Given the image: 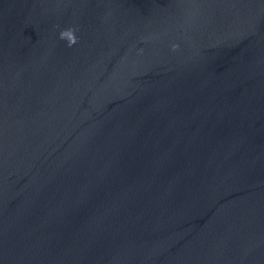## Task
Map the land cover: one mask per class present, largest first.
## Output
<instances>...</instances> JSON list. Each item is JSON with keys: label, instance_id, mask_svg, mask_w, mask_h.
<instances>
[{"label": "water", "instance_id": "1", "mask_svg": "<svg viewBox=\"0 0 264 264\" xmlns=\"http://www.w3.org/2000/svg\"><path fill=\"white\" fill-rule=\"evenodd\" d=\"M0 264H264V0H0Z\"/></svg>", "mask_w": 264, "mask_h": 264}, {"label": "clouds", "instance_id": "2", "mask_svg": "<svg viewBox=\"0 0 264 264\" xmlns=\"http://www.w3.org/2000/svg\"><path fill=\"white\" fill-rule=\"evenodd\" d=\"M68 32H70V31H64V32H62V33H61V37H62V38H65V37H66L65 34L68 33ZM71 33H72V32H71ZM73 37H74V36H73ZM71 42H72V43H75V38H73V39L71 40Z\"/></svg>", "mask_w": 264, "mask_h": 264}]
</instances>
